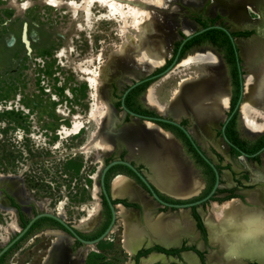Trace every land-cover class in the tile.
I'll return each mask as SVG.
<instances>
[{"label": "rangeland", "instance_id": "374dc122", "mask_svg": "<svg viewBox=\"0 0 264 264\" xmlns=\"http://www.w3.org/2000/svg\"><path fill=\"white\" fill-rule=\"evenodd\" d=\"M231 1L193 0V6L182 1H170L159 15L153 17L151 25L161 30H171L169 56L185 34L201 27L194 20L198 15L202 20L216 16L213 23L225 26L232 32L248 30L250 33L246 37L257 35L252 27L236 24L220 11ZM172 5L178 9L171 11ZM87 7L92 9L93 14L89 22L82 14ZM209 7L212 11L208 14ZM167 12L176 17V29L171 28L168 17L164 18ZM108 14L107 8L92 0H0V248L16 234L18 226L21 227V223L35 213L47 211L54 214L57 206V215L72 224L87 210V220L98 212L99 189L94 177L100 167V157L106 158L110 154L104 156L93 142V135L98 132L100 114L105 111V105L97 99L99 90L106 84L105 95L112 112L108 134H112L132 120L129 116L125 117L118 107L122 91L133 80L159 70L163 64L153 65L149 72L136 73L133 77L125 71V63L122 62L118 63L114 73L110 62L126 43L139 49L133 56L137 63H148L149 60L145 57L144 35L134 32L123 36V20L120 19L98 20ZM245 15L252 22L259 19L258 12L251 7L245 9ZM184 19L194 24L189 32L182 31ZM195 47H190L184 53L193 51ZM201 49L212 51L209 45H203ZM241 73L245 75L244 71ZM186 74L191 73L180 74L178 70L173 75L182 79ZM163 79H157L151 92L159 105V102L164 103L167 92L166 80ZM146 86L138 94V100L143 107L150 108L142 100ZM223 105L226 108L227 101L224 100ZM238 111L235 112V119L239 126L241 121L246 134L239 132L243 138L252 139L264 134V131L249 130L247 125L249 121L263 124L264 113L251 108L246 112L247 118L243 119ZM193 124L191 120L190 126ZM196 137L202 147L211 142L221 153L223 162L234 170V175L244 180H248L246 175L251 179L257 178L260 181L257 185L264 191V181L257 177L256 172L261 171V160L256 165L254 161L235 153L228 155L220 141H209L197 133ZM118 146L123 147L120 141H115L113 148ZM259 158L262 159V154ZM191 166L194 168L193 164ZM221 175L223 185L231 183L226 178L227 172L223 171ZM17 182L23 186V202L8 187L15 188ZM7 196H13L17 208L10 205ZM209 203L205 205V213ZM257 207L264 211V206ZM198 216L201 218V215ZM85 223L82 221L79 227ZM41 231L35 228L29 232L7 253L2 264H41L50 247L48 234ZM108 236H112V233ZM196 236L182 238L187 245L194 247L200 241ZM72 245L74 247L69 254L76 257L79 264H84L81 253L83 246ZM204 245V254L213 251L220 256L219 247ZM95 247L117 253V264L127 261V254L114 242L99 243L91 248ZM89 256L92 260L85 264H93L92 261L96 260L94 255ZM170 260L167 259L168 264H188L184 258L181 261Z\"/></svg>", "mask_w": 264, "mask_h": 264}, {"label": "bare ground", "instance_id": "6f19581e", "mask_svg": "<svg viewBox=\"0 0 264 264\" xmlns=\"http://www.w3.org/2000/svg\"><path fill=\"white\" fill-rule=\"evenodd\" d=\"M92 1L107 8L109 11V14L100 17L99 21L120 19L123 20V36L134 32L144 35L146 39L144 51L146 52V59L149 60L148 63H137L133 56L134 53L139 52V49H134L126 42L119 52L116 53L117 56H114L110 62L114 73L118 63L124 62L125 71L133 77L136 76V73L149 72L153 65H160L169 56V33L171 30H161L152 26L153 17L156 14L159 15L160 11L164 9L163 7L170 1H182L193 6V0ZM247 7L256 10L259 14V19L253 22L248 20L245 15ZM176 9L178 7L172 5L171 11H176ZM211 11L212 9L209 7L207 13L209 14ZM220 11L236 24L250 26L257 33V35H253L250 38L236 40L245 72L239 112L242 114V118L246 119L248 109L252 108L264 113V0H232L227 7H221ZM82 14L88 22L93 18L90 7H87ZM165 17L169 18L171 28L177 24L176 17H173L170 13H164ZM181 24L183 32H189L194 25L192 22L185 21V19ZM203 53L188 54L179 61L174 68L176 69L175 71L180 70L181 74L187 72L191 74L179 80L170 106L168 108L158 107L160 112L164 114L170 113L176 118L187 114L189 111L196 123L192 128V133L195 136L197 127H205L208 123L215 124L217 120L223 117L225 109L223 101H228L230 94L227 79L224 76L218 58L210 51ZM208 63H210L209 66L206 65ZM192 74H196V76L194 77ZM105 87L106 84L99 90V98H97L105 105V111L100 114L98 132L93 135L94 144L103 151L104 156L113 150L115 141H120L129 151L130 157L143 158L147 162L151 170L150 179L158 188L181 196L183 199L198 194L202 183L193 168L187 164L178 143L171 134L161 130L149 121L140 124L137 120L132 121V123L124 126L121 130L118 129L119 131L117 132L108 134L112 112L107 103ZM150 92L151 90H149V94ZM148 101L153 104L150 97H148ZM247 125L251 131H264V121L263 124L249 121ZM256 172L259 179H264V157L262 170ZM15 186V188H12L8 185L11 193L23 202L22 184L19 182ZM96 187L99 189L98 185ZM112 191L113 196L134 195L132 188L128 184V179L123 175H119L114 179ZM254 201L256 200L254 199ZM145 202L143 200V203ZM217 214L218 218H214ZM256 214H259V212L243 208L236 199L228 201L222 206L212 204V212L205 219V226L211 245H220L224 262L221 263L214 254H210L207 258L209 264H238L244 256L259 263H264V238L249 242L243 246L238 244V241L244 239L252 231L253 225L250 222V217ZM120 215L122 222L125 223L123 247L132 253L139 245L142 234L135 228L132 214H127L124 209H121ZM145 221L150 230L155 233L158 241L165 245L177 243L181 235H185V237H192L193 235V221L191 222L189 212L186 210L181 211L179 219L175 215L162 214L156 220H151L146 215ZM46 233L50 240V247L41 264H79L78 259L69 254L68 246L71 243V239L66 233L61 230L46 231ZM229 243L233 245L231 250L229 249ZM191 256L187 253L185 259L190 264H195L193 256Z\"/></svg>", "mask_w": 264, "mask_h": 264}, {"label": "flooded vegetation", "instance_id": "af4514ba", "mask_svg": "<svg viewBox=\"0 0 264 264\" xmlns=\"http://www.w3.org/2000/svg\"><path fill=\"white\" fill-rule=\"evenodd\" d=\"M212 24L208 23L205 26L201 25V28L207 27ZM218 26L220 27L206 28L205 30L201 31L200 33L208 29H213L211 31H208L207 33H203L202 35L197 36L193 41H191L188 44H186L185 41L177 51L180 42L179 41L172 50L169 59H167L162 64L159 70L153 73L154 75H158L159 73L163 72L171 63L172 59L175 56L179 57L181 53L183 54L184 51L189 49L190 47L198 46V45H209L212 48L213 53L218 56L222 65L225 68V73L228 77V82H229L230 94L226 108L223 111V117L217 120L215 124L208 123L205 127H200L198 130H196V133L198 134V136L203 135L204 137L208 138L209 141L210 139L212 140L215 139L217 141H220L221 144L225 147V150L228 153V155L235 153L237 156H241L244 159H249L250 161H254L256 165L257 162L261 160V167H263L264 152L261 153V149L264 148V135L256 136L252 139H246L243 138L241 136L242 134L239 133L241 131L244 135H246L243 132L241 121L239 126L235 119V112L237 110L235 106H236V101L238 97L237 94L239 89L238 84H239V78L242 73H241V68L239 67L236 61L234 48L225 32V30L228 31L230 29L222 25H218ZM221 32L225 36H223ZM231 32L232 31H230V35ZM207 51H211V50H205L200 48L195 50L194 52H189V53L193 54L196 52H207ZM189 53H187L186 55H188ZM186 55H184L181 59L186 57ZM206 65L209 66L210 63ZM175 70L176 69L172 70L170 73L166 75L161 76L162 78H164L163 80H166L165 82L167 84V86L165 87L167 92H165L164 103L162 104L161 102L158 101L161 106L158 103H156L157 101L152 98V94H151L152 88L157 83V80H154L153 82L148 84L152 79L156 78L155 76L154 78H150L146 80L148 83L146 84L147 86L145 89V93L142 97V100L145 101V103L148 106H150V108L143 107L140 104L138 100L139 93L136 94L137 91H131V89L134 86L131 87L124 94L121 100L122 93L124 92L127 86L125 87V89L122 91L120 95L118 107L124 112L125 117L129 116V112L124 111L123 107L128 111L134 112L135 114H140L142 117L162 116V118L166 119L165 121L163 120L159 121L154 119L152 120L163 128L161 129L159 127L161 130L171 134L173 138L175 137L177 139L178 142L177 141L176 142L181 145V149L184 154L182 153V151L181 153L184 156L187 164L191 168H193L191 166V164H193L194 168L196 169L195 170L193 168V170L196 171L197 176L202 183L201 190L200 192H198V194H194L187 199H183L181 196H177L172 193L163 191L151 181L150 179L151 170L149 169L147 162L143 158L130 157L129 151L126 149L124 144H122L123 147L121 146H118L117 148L114 147L113 150H111L112 152L110 151L109 156H107L106 158L103 157L101 158V163L99 164L100 167L97 170V172H100L104 168V166H106L109 162L115 161L113 164H110L105 169L102 177L97 173L96 183L99 188V192H98L99 205H97L98 207L97 214L90 220H87L88 218V210H87L84 216H82L78 221L72 222V224L70 221L65 220L66 223L69 225V227L72 228L76 232V234L84 241L77 240L73 235H71L68 231H66V229H64L53 219L39 220L35 226V228H40V230H42L40 233H46V231H53V230L65 231L69 236V238L71 239V243L69 246L70 252H72L74 247L73 245L71 246V244H79L80 246H83L84 249H82L81 253L83 255L82 258L84 260L83 261L84 264L87 262H91L92 259L89 256V254L94 255L96 258V260L92 261L93 264H117V261L115 260L117 258L115 257L117 256V253L113 251L105 252L102 251V248H97V247L91 248L92 246H95L99 243L108 244L111 242L116 243L117 246L121 247L122 252L127 254V261H125V264H168L167 259H172V260L176 259V261H181V259L183 258L185 259V255H187V253L190 256L191 254L194 256L191 257L194 259V263L196 262L197 264H202L200 261V256H202L204 264L206 263L209 264L207 258L210 254H214V255L216 254L215 257L216 256L220 257L219 260L221 261V263H223L224 257L220 245H216L217 247H219L221 253L220 256L213 251H209L206 254L203 253L205 247L204 244L209 243L211 245L209 241L208 231L205 226V219L211 215L212 204L214 203L222 206L228 201L236 199L240 202L243 208L249 211L259 212V214L260 213L264 214V211L259 207H257V206H261V207L264 206V195H263L264 191L260 185H257L258 183H260V181L257 178L254 177V179H251L252 177L246 175L248 180H244L243 178H240L239 175H234L233 174L234 170H232L226 162H223L221 153L213 146V144H211V142H208L206 144V147H202L201 143L197 141L198 138L192 133V128L195 126L196 123L194 118L191 117V114H185L179 117L175 125L168 121L169 120L175 121L176 117L173 118L170 113L164 114L159 111L158 107L168 108L170 106V102L173 99L174 92L178 86V82L181 79V77L180 78L174 77L173 74L176 73ZM192 75L194 77L196 76V74H192ZM149 90H151L150 94H149ZM148 97H150L153 104H151L148 101ZM152 108L156 109L158 112L164 115H158L156 110H151ZM129 117L131 118L132 116ZM142 117L139 118V121ZM240 117L241 116L239 115V120L241 119ZM134 120L135 119L131 120L129 123H126L124 125L126 126L130 124ZM191 120L193 121L194 124L190 126ZM146 121L147 120L139 123L143 124ZM185 131L188 132V135L185 133ZM198 150L201 152L202 155H204L207 158L208 162L202 158ZM261 154H262V159L259 158V155ZM187 159L190 160L191 164ZM223 171L227 172L226 178L229 179V181H231V183H226L227 185H223L222 183L223 177L221 175V172ZM251 174L254 175L252 171ZM119 175H123L128 179V184L134 192L133 196H129V195L113 196L112 183L114 179ZM143 180H145L150 187H148L143 182ZM261 180L264 181V179ZM215 181H216V185L214 187ZM101 182H102V186H100ZM212 189H213L212 193L206 199H204L211 192ZM254 199L256 201H254ZM143 200H145L146 202L143 203ZM183 202L194 203L192 206L189 207V217L191 219V222L193 221L192 222L193 235L191 238L197 235L196 237L199 238V240L202 242L201 245L202 248H199L198 245L194 247L187 245L185 243V239L182 238V236L185 235L180 236L177 242L178 244L177 243L173 245L162 244L161 241H158L155 233L150 230V228L148 227L145 221L146 215H148V217L151 220H156L158 216L162 214L168 216L175 215V217L179 219L181 211H185V210L188 211L187 209H182V208L178 209L179 207L178 205ZM207 202L210 203H209L208 211L205 213L204 209ZM56 209L57 206L53 212L54 214L57 215L58 213ZM121 209H124L127 214H132L134 216V221H135L134 226L135 228H137V231L140 234H142L140 237L139 245L136 247V249L132 251V253L128 252L123 247L125 223L122 222L123 220L120 217ZM192 213L196 214L197 216L201 215V218L199 219H201L200 220L201 224L202 225L204 224L203 227L205 229V237H206L205 243L201 238L200 230L197 228L196 221L192 217ZM218 214L215 215L214 218H218ZM82 221H85L86 223L84 226L81 225L79 227V224H82ZM110 233H112V236L109 237L108 235ZM101 235L103 236L97 239ZM92 240H96V241L93 243H89V241ZM182 245L193 247L198 252V254L187 249L176 251V249H179ZM87 247H90L89 250H87ZM182 251H189V252L183 253ZM181 253L183 254V256H181ZM216 259L218 260L217 257ZM186 262L190 264L187 260ZM254 263L261 264L258 261L245 256L242 257L238 262V264H254ZM170 264H176V262H170Z\"/></svg>", "mask_w": 264, "mask_h": 264}, {"label": "water", "instance_id": "95a60500", "mask_svg": "<svg viewBox=\"0 0 264 264\" xmlns=\"http://www.w3.org/2000/svg\"><path fill=\"white\" fill-rule=\"evenodd\" d=\"M218 27H220V26H218L217 24H215V23H213L212 25H209V26H207V27H204V28H198V29H196L195 31H192V32H190V33H188V34H185L184 35V37L180 40V42H179V45H178V49H177V51L179 50V48H180V46L185 42V41H187L188 39H190L191 37H193V36H195V35H197V34H199L201 31H203V30H205L206 28H218ZM230 31H232V30H225V32H226V34H227V36H228V38L230 39V41H231V44H232V46H233V48H234V53H235V55H236V61H237V63H238V65H239V67L241 68V71H244V68H243V64H242V60H241V56H240V52H239V48H238V45H237V42H236V40L237 39H247V38H249L251 35H249L248 37H246V36H244V35H234V36H231L230 35ZM234 31H237V30H234ZM203 47V45H198L197 47H195V49H193V51H191V52H194L195 50H197V49H199V48H202ZM189 53V52H188ZM187 53L185 52V53H183V54H181L179 57H174L173 59H172V61H171V63L168 65V67L163 71V72H161V73H159L158 75H154V73L152 72V73H150V74H148V75H146V76H144V77H142V78H139V79H135V80H133V82H131V84H129V85H127V87H126V89L124 90V92L122 93V96H121V100H122V97L124 96V94L131 88V87H133V86H135V85H137V84H139V83H141V82H143V81H146V80H148V79H150V78H154L155 76H156V78L155 79H152L148 84H150L151 82H153L154 80H157L158 78H160L162 75H166V74H168V73H170L175 67H176V65L179 63V61H180V59L184 56V55H186ZM171 55V54H170ZM217 56V55H216ZM170 57V56H169ZM169 57H167L166 58V60L167 59H169ZM217 58H218V56H217ZM218 60H219V62H220V65H221V68H222V71H223V73H224V76L226 77V79H227V84H228V86H229V82H228V77H227V75H226V73H225V68H224V66L222 65V63H221V61H220V59L218 58ZM165 62V60L163 61V63ZM243 77H244V74H241V76H240V80H239V94H238V97H237V101H236V106H235V108H237L238 110H239V107H240V103H241V100H242V94H243ZM123 106V105H122ZM123 109H124V111H126V112H129V116H132L131 117V119L133 120V119H135V120H137L138 122H143V121H145V120H147V121H150V122H153L155 125H157L158 127H160L161 129H163L160 125H158L155 121H153L152 119H154V120H163V121H165L166 119H164V118H162V116H141L140 114H135L134 112H131V111H128V110H126L124 107H123ZM156 110V109H155ZM156 112H157V114L158 115H164V114H162V113H160V112H158L157 110H156ZM187 114H190V112L188 111L187 112ZM172 116V115H171ZM140 117H142L141 119H140V121H139V118ZM173 118H175L174 116H172ZM177 119H179V118H175V121H168V122H170V123H172V124H175L176 125V121H177ZM164 130H166V129H164ZM168 131V130H167ZM185 133L188 135V132H186L185 131ZM175 138V137H174ZM176 139V138H175ZM176 141H177V139H176ZM178 142V141H177ZM178 145H179V147H180V150L182 151V149H181V145L178 143ZM198 152H199V154L202 156V158L205 160V161H207L208 162V160H207V158L204 156V155H202L201 154V152L198 150ZM262 152H264V148L263 149H261V153ZM182 153H183V151H182ZM184 154V153H183ZM115 161H111V162H109L106 166H104V168L100 171V172H97L98 173V175H100L101 177H102V175H103V172L105 171V169L110 165V164H113ZM143 182L148 186V187H150L149 185H148V183L145 181V180H143ZM215 185H216V181H215V184H214V187H215ZM100 186H102V182L100 183ZM213 187V188H214ZM104 191V190H103ZM212 191H213V189L211 190V192L204 198V199H206L211 193H212ZM13 197V196H12ZM194 203H187V202H183V203H181V204H179L178 206V209H180V208H182V209H187L188 210V212H189V207L190 206H192ZM39 217H48V218H50V219H53L54 221H56L59 225H61L64 229H66V231H68L71 235H73L77 240H79V241H84L83 239H81L77 234H76V232L72 229V228H70L69 227V225L66 223V221L65 220H63V218H60L59 216H57L56 214H53V213H50V212H47V211H42V212H38V213H35L34 215H32L31 217H29L28 219H27V221L25 222V224L22 226V227H20V226H18V228H19V230L16 232V234H14L1 248H0V255L4 252V251H6L14 242H16L27 230H28V228L31 226V224L33 223V221L35 220V219H37V218H39ZM204 225V224H203ZM64 233H66L65 231H63ZM67 234V233H66ZM103 235H101V236H99L97 239H99V238H101ZM96 240H92V241H89V243H93V242H95ZM182 252H186V251H182ZM181 256H182V253H181Z\"/></svg>", "mask_w": 264, "mask_h": 264}, {"label": "trees", "instance_id": "16d2710c", "mask_svg": "<svg viewBox=\"0 0 264 264\" xmlns=\"http://www.w3.org/2000/svg\"><path fill=\"white\" fill-rule=\"evenodd\" d=\"M215 18H216V16L215 17H213V18H205V19H203L202 20V18L198 15V16H196L195 18H194V20L196 21V22H198L199 24H201L202 26H205L206 24H207V22H209L210 24H212L213 22H214V20H215ZM211 30H213V29H208V30H206V31H204V32H202V33H200V34H197V35H195V36H193V37H191L190 39H188L187 41H186V44H188V43H190L191 41H193L197 36H200V35H202L203 33H207L208 31H211ZM216 31V30H215ZM222 33V32H221ZM250 32L248 31V30H244V31H233V32H231V35L232 36H234V35H244V36H247L248 34H249ZM222 35L223 36H225L223 33H222ZM182 54V53H181ZM241 78H239V80H240ZM148 82L147 81H145V82H141V83H139L138 85H136V86H134L132 89H131V91H137L136 92V94H138V93H140V91L146 86V84H147ZM238 88H239V84H238ZM238 94H239V89H238ZM238 94H237V96H238ZM262 135H264V134H262ZM7 198H8V200H9V203H10V205H12V206H14L15 208H17L18 207V204L14 201V199L11 197V196H7ZM192 217L194 218V220L196 221V225H197V228L200 230V233H201V238L203 239V241H204V243L206 242V237H205V230H204V227H203V225L201 224V221H200V219H199V217L196 215V214H193L192 213ZM48 219H50V218H48V217H39V218H37V219H35L34 221H33V223L31 224V226L28 228V230L25 232V234L24 235H22L16 242H14L6 251H4L1 255H0V264H2L3 263V261H4V258H5V256L7 255V253L21 240V239H23L29 232H31L33 229H35V226H36V224L38 223V221L39 220H48ZM27 221V220H26ZM26 221H24V222H22L21 223V227L25 224V222ZM191 250V251H193V252H195V253H197L198 254V252L193 248V247H188V246H181L179 249H176V251H178V250ZM200 261H201V263L202 264H204V262H203V259H202V256H200ZM255 264V263H254Z\"/></svg>", "mask_w": 264, "mask_h": 264}, {"label": "clouds", "instance_id": "9594fccd", "mask_svg": "<svg viewBox=\"0 0 264 264\" xmlns=\"http://www.w3.org/2000/svg\"><path fill=\"white\" fill-rule=\"evenodd\" d=\"M250 222L253 225V229L244 239L238 241V244L240 246H243L244 244H247L249 242L258 241L261 238H264V214H256L250 217ZM232 247L233 245L229 243L230 250ZM226 255H227V252H226Z\"/></svg>", "mask_w": 264, "mask_h": 264}, {"label": "crops", "instance_id": "0c3cea01", "mask_svg": "<svg viewBox=\"0 0 264 264\" xmlns=\"http://www.w3.org/2000/svg\"><path fill=\"white\" fill-rule=\"evenodd\" d=\"M208 242V241H207ZM199 243H200V247L199 248H202V242L201 241H199ZM199 243L197 244V245H199ZM209 244V243H208ZM210 245V244H209ZM210 246H212V245H210ZM213 247V246H212ZM186 252H189V251H186ZM184 253V252H183ZM192 255V254H191ZM216 255V254H215ZM182 256H183V254H182ZM193 256V255H192ZM194 257V256H193ZM218 259H220V257H218V256H216ZM195 264H197L196 262H195Z\"/></svg>", "mask_w": 264, "mask_h": 264}, {"label": "snow or ice", "instance_id": "6c2138e0", "mask_svg": "<svg viewBox=\"0 0 264 264\" xmlns=\"http://www.w3.org/2000/svg\"><path fill=\"white\" fill-rule=\"evenodd\" d=\"M50 2H51V0H50Z\"/></svg>", "mask_w": 264, "mask_h": 264}]
</instances>
